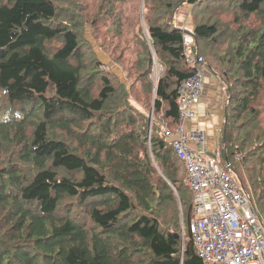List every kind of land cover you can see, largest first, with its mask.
Returning <instances> with one entry per match:
<instances>
[{
    "label": "trees",
    "instance_id": "16d2710c",
    "mask_svg": "<svg viewBox=\"0 0 264 264\" xmlns=\"http://www.w3.org/2000/svg\"><path fill=\"white\" fill-rule=\"evenodd\" d=\"M201 70L223 95L209 153L262 217L264 0H0V264H204L173 146Z\"/></svg>",
    "mask_w": 264,
    "mask_h": 264
},
{
    "label": "built area",
    "instance_id": "2783aa9c",
    "mask_svg": "<svg viewBox=\"0 0 264 264\" xmlns=\"http://www.w3.org/2000/svg\"><path fill=\"white\" fill-rule=\"evenodd\" d=\"M185 46L193 37H184ZM203 70L180 86V119L173 146L187 166L186 183L194 194L191 232L204 264H264V214L241 193L234 179L209 153L206 134L185 131V122L195 115L193 105L203 88ZM167 134H170L165 129ZM199 145L190 148L189 138Z\"/></svg>",
    "mask_w": 264,
    "mask_h": 264
},
{
    "label": "crops",
    "instance_id": "0c3cea01",
    "mask_svg": "<svg viewBox=\"0 0 264 264\" xmlns=\"http://www.w3.org/2000/svg\"><path fill=\"white\" fill-rule=\"evenodd\" d=\"M204 85L200 94V102L193 106L195 115L185 122V131L189 135L193 130H203L207 134L209 152L215 151L223 125V95L222 87L214 74L205 71ZM189 145L197 148V144L189 138Z\"/></svg>",
    "mask_w": 264,
    "mask_h": 264
},
{
    "label": "rangeland",
    "instance_id": "374dc122",
    "mask_svg": "<svg viewBox=\"0 0 264 264\" xmlns=\"http://www.w3.org/2000/svg\"><path fill=\"white\" fill-rule=\"evenodd\" d=\"M191 8H192V6L191 5H189V4H185L183 7H181V9H180V11L178 12V14H177V24L178 25H184L185 26V24H186V26H187V24L189 25V23H188V20H190V17H189V14H190V10H191ZM255 24V23H254ZM253 24V25H254ZM255 26V25H254ZM98 54H99V57H100V59H101V61L103 62V63H105V65L106 66H110L112 69H114L119 75H120V77H122L121 79L122 80H125L126 79V76H125V73H124V71L122 70V67L120 66V65H118L117 63H113V62H111L110 61V59L108 58V56L107 55H105L101 50H99L98 49ZM158 67V66H157ZM157 69V68H156ZM157 74H156V72H155V74L153 75V77H157L156 76ZM200 102V98H199V101L198 102H196L193 106H195L196 104H198ZM193 117V116H192ZM191 117V118H192ZM197 130H200V129H197ZM194 131V130H193ZM201 131H203V130H201ZM204 132V131H203ZM205 133V132H204ZM206 134V133H205ZM191 138V137H190ZM206 138H207V134H206ZM189 141V140H188ZM195 141V140H194ZM196 144H197V142H196ZM189 147L190 148H192L190 145H189ZM199 148V145L197 144V148H193V149H195V150H197ZM212 156V155H211ZM216 159V158H215ZM218 162V161H217ZM220 165V164H219ZM221 166V165H220ZM194 242H195V239H194ZM196 243V242H195Z\"/></svg>",
    "mask_w": 264,
    "mask_h": 264
},
{
    "label": "bare ground",
    "instance_id": "6f19581e",
    "mask_svg": "<svg viewBox=\"0 0 264 264\" xmlns=\"http://www.w3.org/2000/svg\"><path fill=\"white\" fill-rule=\"evenodd\" d=\"M160 72V68L159 67H157V69H156V74H158ZM256 215L258 216V214L256 213Z\"/></svg>",
    "mask_w": 264,
    "mask_h": 264
}]
</instances>
